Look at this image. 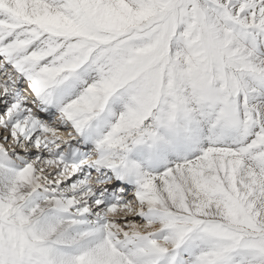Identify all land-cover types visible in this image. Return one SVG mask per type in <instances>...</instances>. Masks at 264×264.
I'll return each mask as SVG.
<instances>
[{"label":"snow or ice","instance_id":"1","mask_svg":"<svg viewBox=\"0 0 264 264\" xmlns=\"http://www.w3.org/2000/svg\"><path fill=\"white\" fill-rule=\"evenodd\" d=\"M0 264H264V0H0Z\"/></svg>","mask_w":264,"mask_h":264}]
</instances>
